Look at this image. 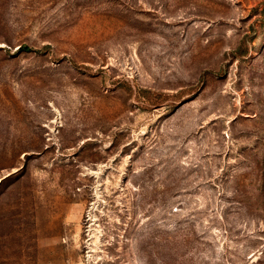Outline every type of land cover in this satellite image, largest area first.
<instances>
[{
    "label": "rangeland",
    "instance_id": "374dc122",
    "mask_svg": "<svg viewBox=\"0 0 264 264\" xmlns=\"http://www.w3.org/2000/svg\"><path fill=\"white\" fill-rule=\"evenodd\" d=\"M0 264H264V0H0Z\"/></svg>",
    "mask_w": 264,
    "mask_h": 264
}]
</instances>
